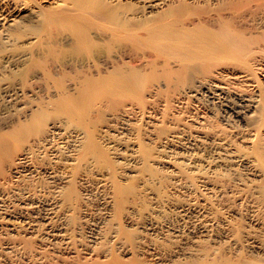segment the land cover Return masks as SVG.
Segmentation results:
<instances>
[{
	"label": "bare ground",
	"instance_id": "1",
	"mask_svg": "<svg viewBox=\"0 0 264 264\" xmlns=\"http://www.w3.org/2000/svg\"><path fill=\"white\" fill-rule=\"evenodd\" d=\"M263 94L264 0H0V264H264Z\"/></svg>",
	"mask_w": 264,
	"mask_h": 264
},
{
	"label": "rangeland",
	"instance_id": "2",
	"mask_svg": "<svg viewBox=\"0 0 264 264\" xmlns=\"http://www.w3.org/2000/svg\"><path fill=\"white\" fill-rule=\"evenodd\" d=\"M37 2L39 3V5L44 6L45 9H48V8L52 7V6H50L49 4L42 3L41 1H37ZM135 50H137V48H136V49L134 48V51H135ZM263 95H264V94H263Z\"/></svg>",
	"mask_w": 264,
	"mask_h": 264
}]
</instances>
